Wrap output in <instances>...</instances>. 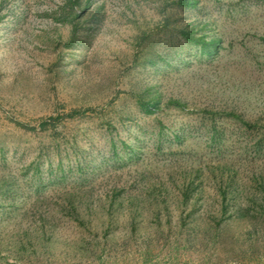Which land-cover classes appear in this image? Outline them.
Returning <instances> with one entry per match:
<instances>
[{
  "label": "rangeland",
  "instance_id": "1",
  "mask_svg": "<svg viewBox=\"0 0 264 264\" xmlns=\"http://www.w3.org/2000/svg\"><path fill=\"white\" fill-rule=\"evenodd\" d=\"M0 264H264V0H0Z\"/></svg>",
  "mask_w": 264,
  "mask_h": 264
},
{
  "label": "trees",
  "instance_id": "2",
  "mask_svg": "<svg viewBox=\"0 0 264 264\" xmlns=\"http://www.w3.org/2000/svg\"><path fill=\"white\" fill-rule=\"evenodd\" d=\"M187 3H185L186 5ZM196 4V2L193 4V6ZM184 37L187 38L188 40H192L189 38L188 35L184 34ZM216 44L215 43H211L210 45H205L204 47V52L206 54L210 53L211 51H215L216 49ZM147 110L149 112H153V110L149 109L147 107ZM85 112V111H84ZM84 114L83 112H72V113H69L68 115H65V116H58L57 118H52V119H48V120H43L41 121L37 126H32V125H29V124H26V123H23V122H20V121H15V126L20 129V130H23V131H26V132H36V131H39V132H45V131H49L51 129H54L56 128V124L57 122L61 121L62 119L64 118H68V119H73L77 116H80ZM232 116H236V115H233ZM238 118V117H237ZM240 120V123L241 125H243L247 130H256L257 127L256 125H252V124H249V123H245L244 121H242L241 119Z\"/></svg>",
  "mask_w": 264,
  "mask_h": 264
}]
</instances>
